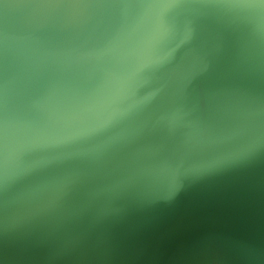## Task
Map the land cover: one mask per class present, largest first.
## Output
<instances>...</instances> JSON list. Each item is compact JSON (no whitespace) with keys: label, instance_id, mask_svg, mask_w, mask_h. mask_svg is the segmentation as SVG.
<instances>
[{"label":"water","instance_id":"95a60500","mask_svg":"<svg viewBox=\"0 0 264 264\" xmlns=\"http://www.w3.org/2000/svg\"><path fill=\"white\" fill-rule=\"evenodd\" d=\"M1 1L3 223L28 241L79 218L90 235H158L147 251L168 250L174 264H214L215 218L256 225L254 207L213 167L222 35L208 0H100L93 12L86 0ZM148 22L163 27L168 56L127 38ZM121 194L138 203L126 216ZM106 205L113 218L103 220Z\"/></svg>","mask_w":264,"mask_h":264},{"label":"rangeland","instance_id":"374dc122","mask_svg":"<svg viewBox=\"0 0 264 264\" xmlns=\"http://www.w3.org/2000/svg\"><path fill=\"white\" fill-rule=\"evenodd\" d=\"M208 1L222 35L210 92L218 102L211 120L218 124L219 158L212 165L223 183L238 191V200L254 207L256 224L244 230L213 219L214 264H264V0L228 6L229 0ZM136 19L141 22L138 15ZM133 24L128 39L168 56L167 45L157 42L167 37L162 26L148 22L136 29ZM200 82L204 86L203 78ZM2 178L0 171V183ZM7 195L0 190V264H174L168 250L147 251L145 241L153 243L158 235H90V222L80 218L46 225L47 235L35 229L36 240L28 241L21 225L2 222Z\"/></svg>","mask_w":264,"mask_h":264},{"label":"crops","instance_id":"0c3cea01","mask_svg":"<svg viewBox=\"0 0 264 264\" xmlns=\"http://www.w3.org/2000/svg\"><path fill=\"white\" fill-rule=\"evenodd\" d=\"M104 203H105V200H104ZM117 205H118V208L120 209V211H122V213H125V216H126L127 209L128 208L129 209L136 208L138 203L135 202V205H133V201L129 195L121 194V195H118V204ZM105 208H106V211L104 210V213L102 216L103 220L112 219L113 218V215H112L113 212H111L112 210H110L111 207L106 205Z\"/></svg>","mask_w":264,"mask_h":264},{"label":"bare ground","instance_id":"6f19581e","mask_svg":"<svg viewBox=\"0 0 264 264\" xmlns=\"http://www.w3.org/2000/svg\"><path fill=\"white\" fill-rule=\"evenodd\" d=\"M3 2L6 3V1H1L0 4H2ZM20 3H21V0H14V5H15L16 8L19 7ZM85 3H86V10H90V12H93V11L97 10L98 8L103 6V4H104V2L101 3L100 0H86ZM200 80H202V79H200ZM190 171H191V177H192L191 188H192V191H194V188L196 186L195 178H194V176H195V166H194V164H192V166L190 168Z\"/></svg>","mask_w":264,"mask_h":264}]
</instances>
